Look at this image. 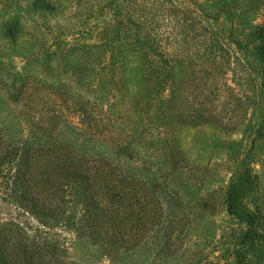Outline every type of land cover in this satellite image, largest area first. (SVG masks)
Masks as SVG:
<instances>
[{
    "label": "rangeland",
    "instance_id": "374dc122",
    "mask_svg": "<svg viewBox=\"0 0 264 264\" xmlns=\"http://www.w3.org/2000/svg\"><path fill=\"white\" fill-rule=\"evenodd\" d=\"M8 72L29 93L0 92V125L45 113L57 148L137 182L129 242L108 248L0 188V229L46 264H264V0H0Z\"/></svg>",
    "mask_w": 264,
    "mask_h": 264
},
{
    "label": "trees",
    "instance_id": "16d2710c",
    "mask_svg": "<svg viewBox=\"0 0 264 264\" xmlns=\"http://www.w3.org/2000/svg\"><path fill=\"white\" fill-rule=\"evenodd\" d=\"M8 79L0 76V92L9 103L20 104L29 84L12 72ZM37 114L25 113L19 129L14 122L0 125V188L12 191L13 203L46 228L74 232L80 242L92 240L101 248L128 243L122 233L130 227L127 210L137 182L120 170L113 154L66 151L65 144L57 148L47 116L40 120ZM5 225L0 229V264H46L37 251L40 243H22Z\"/></svg>",
    "mask_w": 264,
    "mask_h": 264
}]
</instances>
